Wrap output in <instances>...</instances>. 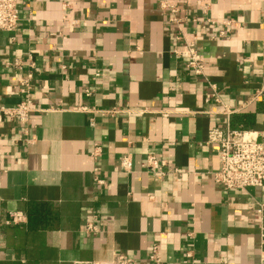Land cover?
Listing matches in <instances>:
<instances>
[{
	"label": "crops",
	"instance_id": "0c3cea01",
	"mask_svg": "<svg viewBox=\"0 0 264 264\" xmlns=\"http://www.w3.org/2000/svg\"><path fill=\"white\" fill-rule=\"evenodd\" d=\"M18 7L17 30L0 31V107L31 100L32 112L26 123L0 113V264H257L264 187L217 183L207 139L228 125L264 131V0ZM187 42L203 75L178 55ZM149 154L168 164L151 171ZM12 212L24 220L9 223Z\"/></svg>",
	"mask_w": 264,
	"mask_h": 264
},
{
	"label": "built area",
	"instance_id": "2783aa9c",
	"mask_svg": "<svg viewBox=\"0 0 264 264\" xmlns=\"http://www.w3.org/2000/svg\"><path fill=\"white\" fill-rule=\"evenodd\" d=\"M19 0H0V31L15 32L20 22ZM170 8L172 14L176 13V7L164 5L163 8ZM174 17V15H173ZM174 19V18H173ZM225 29L231 25V20L225 21ZM229 30V28H227ZM223 34V31L221 32ZM180 37H178L179 39ZM186 49L178 52V55L185 57L187 68L195 75H203L205 60L194 42H187ZM19 64V62H17ZM31 76V75H30ZM29 76V77H30ZM212 87L215 88L214 85ZM264 94V89L258 91L256 97ZM31 100L19 103L15 107H0V113L12 118H18L21 123L29 120L32 112ZM207 142L217 145L219 148V168L214 172V179L227 190L248 191L253 188L264 187V131L258 132L251 129L215 127L208 133ZM100 149L96 145L95 152ZM121 167L124 171L132 170V158L129 154L123 155L120 159ZM147 164L151 171L157 172L162 166L168 163L166 160L158 158L155 154H149ZM95 183L101 185L103 179L95 176ZM258 213L263 217L264 203L259 202ZM96 218V217H95ZM24 220L21 212L10 213L9 223H19ZM99 227L95 221H89L86 225L88 232H96ZM150 259L160 262L158 246L152 248ZM118 264H136L132 257L120 255ZM73 264H97L94 261H76ZM257 264H264V255L261 256Z\"/></svg>",
	"mask_w": 264,
	"mask_h": 264
}]
</instances>
